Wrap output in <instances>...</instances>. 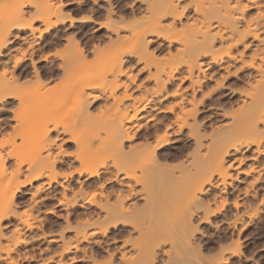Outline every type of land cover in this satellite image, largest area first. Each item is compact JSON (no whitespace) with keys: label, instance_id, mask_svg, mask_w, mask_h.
I'll return each instance as SVG.
<instances>
[{"label":"bare ground","instance_id":"6f19581e","mask_svg":"<svg viewBox=\"0 0 264 264\" xmlns=\"http://www.w3.org/2000/svg\"><path fill=\"white\" fill-rule=\"evenodd\" d=\"M38 1L9 0V10L0 11V129L9 126L11 134L14 132L20 139L6 142L13 137L9 135L0 142V262L17 264L19 255L15 259L13 253L25 242L22 229L38 226L40 218L33 210L47 200H55L66 210L67 225L63 228L73 230L69 238L63 234L64 229L59 231L60 236L49 234L48 247L39 249L42 254L50 244L61 242L56 249L59 251L50 256L51 261L57 254L60 257L55 264H62L64 255L80 250L83 242L89 241L107 253L105 261L99 263L94 248L89 256L85 251L81 258L91 259V264H217L241 253L239 236L237 241L230 236L233 240L222 247L215 260L214 255L203 253L193 235L199 222L210 223L212 217L225 214L232 197L213 193L212 186L224 190L231 185L232 168L239 172L240 164L248 158L244 149L251 152L252 164L240 170L252 177L249 187L261 179L264 161L256 162L264 154V0H189L184 5V0H149L145 7L147 16L140 19L133 5L129 11L124 9V15L119 13L124 10L118 8L117 0H104L108 1L106 8L99 5L100 0H91V4L88 0H60L57 7L55 0ZM68 5H75L86 25L97 23L94 13L103 11L106 21L95 31L106 28L116 36L113 41H122L124 47L112 55L108 70L78 72L61 83L72 94L74 104L68 113H63L67 109L56 108L57 101L51 93L32 103L29 112L35 116L36 125L30 127L32 124H26L18 109L40 92L49 77L52 79L60 70L71 72L86 56L83 48L72 43L73 53L69 54L73 58L66 55L71 58H65L58 68L46 63L48 66L45 64L47 67L41 70L37 63L38 53H43L39 55L42 61L49 60L45 52L50 42L34 40L38 31L44 33L41 27L48 31L68 21L72 26L78 20L74 13L64 14L62 9ZM27 6L35 7L28 19V10H24ZM190 7L196 17L189 15ZM86 9L90 13L85 14ZM252 10L255 12L251 13ZM94 45L91 50L100 51ZM157 51L164 52L165 57L158 59ZM134 58L141 64L137 70ZM135 70L149 71L147 80L153 82L140 96L130 92L134 84L139 90L143 86L137 85ZM31 75L38 81L21 89L22 80ZM232 76L246 80L247 87L239 88L241 104L230 113L223 112L229 120L205 135L199 122L200 107ZM209 79L215 86L204 91ZM14 100L18 105L13 115L7 117ZM103 101L107 109L115 108L106 118L102 112L95 115L91 110H101ZM221 101L212 100V108L218 114ZM88 118V129H80ZM58 140L62 142L57 145ZM62 143L76 145L71 161L61 156L60 150H54L62 149ZM172 152L178 153L180 162L176 159L177 164L164 163ZM167 176L172 185L161 190L158 186ZM94 177L100 181V190L85 187ZM74 182L77 187L72 185ZM109 182L118 187L108 189ZM28 184L33 185L29 191L30 206L19 215L12 233L6 235L2 221L15 214L18 199L24 197L20 192ZM247 187L242 190L246 195L250 193ZM239 192L231 204L237 213L224 217L228 228H236L243 214L249 219L256 217L260 209L253 204L245 207L244 198L238 199ZM137 197L145 201V206L139 205ZM87 204L98 209L95 217L77 213L78 207ZM242 207L244 211H240ZM54 210L48 207L45 212ZM145 216L151 219L147 220L149 224L155 221L152 229L140 221ZM145 224L149 230H145ZM45 234L39 236L46 239ZM34 256L37 254L29 253L23 258L31 260ZM76 257L77 254L72 256L77 260Z\"/></svg>","mask_w":264,"mask_h":264},{"label":"rangeland","instance_id":"374dc122","mask_svg":"<svg viewBox=\"0 0 264 264\" xmlns=\"http://www.w3.org/2000/svg\"><path fill=\"white\" fill-rule=\"evenodd\" d=\"M41 1L39 0L36 3H40ZM59 1L60 0H55L54 5L56 7H57V5L58 6L60 5L58 3ZM68 1H70V0H68ZM88 1L90 2V4L92 3L91 0H88ZM132 1L131 0L130 1L129 0H117L116 1V5L118 4V6H119L118 8L120 10L126 9V11L130 10V7H129L130 5H133L134 8L139 13L137 15L138 19L142 18V16L143 17L147 16V15H145L146 14V10H145L146 8L145 7H146L147 1H149V0H132ZM151 1H153V0H151ZM107 2L108 1L100 0L99 1V5L103 4V6L106 8L107 5H108ZM188 2H189V0H184V2H182V4L183 3L184 4H188ZM8 5H9V0H0V11H1V13L3 11L6 12L7 10H9V9H7ZM124 5H125V7H124ZM121 6L123 8H120ZM74 7H75V5H71V6L68 5V6H64V8L62 9V11L64 12L65 15L68 16V15L74 13L73 15H75L77 17L78 20L74 21V24L72 23V26L70 25L71 23L69 21L66 22L65 24H62V25L58 26V27H54V28H52V29H50L48 31H45V27L42 26L41 28L44 29V33L41 32L42 33L41 34L39 31H38L39 33L38 32L36 33V37L34 38L35 42L39 41L40 43H42V42L46 43V40H47V42H50V45H49V47L46 48V52H45L49 56V60L50 61L49 60L48 61H42L39 55H42L43 53H38V55H37V57H38L37 58V63H38L39 66H41L40 67L41 70H43V68L47 67L48 66L47 64H49V63H50V65L54 64L53 66L56 65L54 68H58V64L61 65L63 63V60H67L65 58L69 59V58L72 57L70 54H72L73 52L71 53L70 51L73 49V47H71V46L72 45L75 46L76 44L79 45L80 49L83 48L85 50L84 53H86L87 57L85 56L84 59L82 60V62L80 61V64H78L76 66V68H74L71 72H68V71H65V70L64 71L60 70V71H58L57 74H55V76L52 77V79H49L50 77L49 78L47 77L48 79L44 82L40 92L36 96H34L32 99H30L28 101V103H26V106H23L21 109H18L19 110L18 113H20L21 115L25 116L24 119H26V124L28 126H30L32 124L30 127H33V126L36 125V124H34V121L36 120V118L34 119L35 116L33 114H31L32 113L31 111L29 112L30 106H31L32 103L38 102V100H40V98H42L43 96L51 93L53 95V97L55 98V100L57 101L56 102V106H57L56 108L57 109L59 108L58 110H60L61 108H62L61 110H66L67 109L66 111H64V112L62 111V112L65 113V114L68 113L67 111L70 108V105L74 104L72 96H71L72 94L69 93V90L62 88L61 87V83L64 80L68 79V78H74L78 74V72L84 71V73H87V72H89L90 70H93V69H95V70L103 69L104 71L108 70L109 66L111 65V59L113 58L112 55L117 54L124 47V43L122 41H117L116 42V39H115V41H113V39L116 38V36L113 33H111V31L106 30V28H101V29L95 31L96 29H98L100 27L99 24H101L102 22L106 21L105 17L102 15V14H104V13H102L103 11L99 12V13H94L95 18H97V23H90L91 25H89V23H87L88 25H86V23L83 20H80L81 19L80 18L81 13L78 14L77 11L75 10L76 7L75 8ZM139 7H140V9H139ZM24 10L25 11L28 10V11H26V12H28L27 15H26V18L28 19L29 16L31 14H33V12L35 11V7L34 6H32V7L31 6H27V7L24 8ZM126 11L125 10L122 11V12L120 11L119 13L124 15L123 13L124 12L126 13ZM84 12H85V14L90 13V11H88V9H86ZM188 12H189V15L190 14L192 15V17L196 14L191 7L188 10ZM253 12H255V10H252L251 13H253ZM121 14H120V16H122ZM194 17H196V16H194ZM115 18L118 20V15ZM129 19H131V18H129ZM122 33H125V32L123 31ZM72 37H74L72 39L73 41L72 40H68L69 38L71 39ZM108 38L109 39L112 38L111 40L114 43L111 40H109ZM69 41H71V42H69ZM94 44H96V46L98 45V47L100 49V51H97L98 53L91 50V48H93ZM89 46H90V48H89ZM16 55L19 56V54H16ZM66 55L67 56L70 55L71 57H67ZM156 56H157L158 59H161V58L165 57V54L162 51H157L156 52ZM26 64L29 65L31 63L28 60V61H26ZM133 65L136 68V70L141 66V64H137L136 63L135 58H134V64ZM1 71L2 70H0V73H1ZM249 71L250 70H246V73H248ZM148 73H149V71L147 72V70L143 71L142 73H139L137 71L135 72V75L137 74L136 75L137 76L136 77L137 85H139V83H140V84H143V86L139 90L136 87V84H134V85H132V88H131L130 92H134L135 94L140 96L141 92L144 91V89L146 87H151V85H153V82L151 80H147V78L149 77ZM32 76L33 75H31L28 78L22 80V82H23L22 85L23 86H21V89L33 84L37 80L36 76L35 77L34 76L32 77ZM245 81L237 80V78L235 76H232V77L228 78L227 80L224 81V84L221 87L216 89V91L213 93V98L209 99L204 105H202L200 107V111L198 112L199 113L198 116H200L199 117L200 118L199 122H200V124L202 126V130L204 131V132L203 131L202 132L205 135H207V133L209 135V133L213 132L212 130H214L215 127L216 128L218 126L220 127L221 124L223 126L224 122H227L226 119L229 120V117L228 118H227V116L224 117V115L222 114L223 112H224V114H225V112L226 113H230L232 110L233 111L236 110L238 108L237 106H239L241 104V100H240V97L238 95H240V93H239L240 89H242V88L244 89L245 87H247L246 84H245ZM214 86H215V82L212 81L211 79H209V80L206 81V83L204 85V91H207V89H210V87L212 88ZM121 91H122V89H121ZM213 99L219 100V101H221V100L223 101V102L221 101V106L219 107V109H221V111H220L221 114L216 113L217 111H215V109L212 108V100ZM58 101H59V104H57ZM17 105H18L17 101L14 100L13 106H10L11 108H8V109H11V110L6 112V116L7 117H11L13 115V111H14L13 109H16ZM67 105H69V106H67ZM102 105L104 106V101L102 102ZM103 106H102L101 110L98 107H93L91 109L92 113L95 114V115L96 114L98 115L99 112H100L101 115L103 113V114H105V118H106V116L112 115L115 112V108L114 107H113L114 109L111 108L109 110L105 106L104 107ZM159 116H161V115H159ZM168 116L171 117V114H168ZM90 121H91V119L89 120V118H88V119H86L85 121L82 122V126L83 127L82 126L81 127L78 126V127L80 129H83L84 127L87 128V126H89V125H86V124L88 122H90ZM86 128H85V130H86ZM30 130H31V128H30ZM11 133H12V128L9 127V126H6L5 128L0 129V142L3 139L6 141L11 136H13V137L9 138V141H6V142H10L15 137H16V139H19L18 135L16 136L14 132H13V135ZM9 135H11V136H9ZM54 136H55V133H54ZM61 136H63V135H61ZM64 136L67 137V134H65ZM188 141L192 142L191 140H188ZM188 141H186V142H188ZM61 142H62L61 140H58L57 141V145L60 144ZM56 147H58V146H56ZM54 150L57 151V152H59V150H60V152H62V153H59V154L61 156L65 155L64 158H66V160H68V161H71L72 160L71 158H73L72 154H75L74 152H76L77 148H76V145L74 143H72L71 145H67V144H63L62 143V149L54 147ZM176 153L172 152V154L176 158L173 157V155L171 154L169 156V160L166 159L167 161H165L164 163H166V162L169 163L170 162L171 164L172 163L173 164L174 163L177 164V162L180 159V156L177 157L178 153L177 154ZM244 154L248 158L246 160H244V163L240 164V166L238 168L239 172H237L236 169H234V168H232L233 171L231 170V173H232V176H233L232 180L230 179L232 181L231 185L228 184L226 189H224V190L219 189V188H217L215 186H212V192L213 193L215 192L217 194H220L219 196L222 195L221 197H223V196L224 197H232L230 199V201H231L230 204L228 205V207L225 210L226 211L225 214L223 216L219 214L217 217H212V222H210L211 224L208 223V222H205V223L199 222L198 223V221H196V224L198 223L199 225H198V230L195 231V234L193 235L194 236L193 238L201 245L200 247H201V249H203L202 250V251H204L203 253L206 254V255L208 254L207 256H209V255L213 256L214 255L213 256L214 259L216 257L217 258L220 257L219 256V255H221L220 254L221 253L220 250L225 248V246H229L227 244L231 243V239L232 238L234 239V240L232 239L233 241H237L238 239L236 237H238V236H239L238 238H240L239 239L240 242H241L240 244L242 245V246L240 245L242 247V248H240L241 249L240 252L241 251L242 252L238 253L239 255L236 254L235 256L233 255V257L230 256L229 258H227L228 260L226 259V261H224L222 263L219 262L217 264H264V168L262 167L263 169H261V172H260L261 179L259 180V182L255 183L252 187L251 186L249 187V185H250V181L249 180H252V177L251 176L249 177V176L245 175L240 170V168L244 169V168H246L248 166V164L249 165L252 164L251 159H249L251 152L249 150L246 151V149H244ZM176 159H178V161ZM229 159H230V161H232L233 160V155L230 156ZM8 161H9V163H12V159H10ZM263 161H264V154L260 155V157L258 158V161L256 162V164H258L259 162L262 163ZM64 168L65 167H63L62 169H64ZM170 178L168 176L165 177V179L163 178L164 180L162 182V185H159L158 187L162 188L161 190H165L166 186H169V187H167V189H169L171 187V185H172V180ZM98 180L99 179L97 177L91 178L88 182H86L85 187L88 190L89 189L93 190V191L96 190V189L100 190L99 187H101L100 186L101 184H99L100 181H98ZM110 183L111 182H109V184L106 183V185L108 184L107 185L108 189H111V188L113 189V187L114 188L118 187V184H116L115 182L114 183L112 182L111 184ZM247 183H248V185H246ZM35 184L36 183H34V185ZM169 184H171V185H169ZM72 185L74 187L76 185V187H77V184L75 182ZM109 186H110V188H109ZM245 187H247L249 189V191H250V193H248L247 195L243 193L244 191H242V190H244ZM32 188H33V185H29L28 184L26 187H24L22 189L23 191H21L20 194H22L24 197L21 198L20 200L18 199L17 204H16L18 206L15 205L16 206L15 207V209H16L15 214H13V216H11V217H8V219L2 221L3 222L2 223L3 232L6 233V235H9V234L12 233V229L15 226H17L18 223H19V215L21 213H24V211L26 209H28V205L31 202V201H29L30 200L29 191H31ZM138 188H139V186H138ZM220 188H222V187H220ZM238 191H240L238 199H240V197H241V199L244 198L243 200L246 201L245 205H244L245 207L248 206V205H250V207H252L254 205L253 207H258L260 209H258L259 210L258 211V215H256V217L254 216V218L250 217V219L248 218L249 216H246V214L242 213L243 214L242 215L240 213L242 215L241 217H243V216L244 217L241 218L240 221L237 223V227L238 228L237 227L236 228H228L227 222H226V220H224V217L225 216L231 217L230 215H233L234 212L237 213L236 209L231 204H232V201H233L232 200L233 197L236 196ZM67 193H68V195H70L69 193H71V191L69 190ZM138 199H140V198H138ZM111 200L113 201L114 198L111 197ZM141 200L142 199H140V201L138 200V202H139V205L141 204V206L143 207V206H145L144 205L145 201L143 202V200L142 201ZM48 207L53 208V210L55 209L54 210L55 212L46 213L45 211H46V208H48ZM245 207H242L240 209V211H242V210L244 211ZM97 211H98V209L95 206L89 205V204H87L85 207H78L77 208V213H79V212L80 213H88V214L90 213V215H92L94 217L96 216L95 212H97ZM65 212H66V210H64L62 207H60V205H58L55 200H47L45 202L40 203L39 206L34 208L33 213H35L37 216H39V218H40L39 220L40 221L38 222V226L35 229H33V230H28L26 228L22 229V237L25 240V242H24L25 244L22 243L21 245H19L17 251H15L16 253L15 252L13 253L14 254L13 256L16 255L15 259L19 255V257H17V264H55L56 262L58 263V261L55 260L57 258H60V257H58V254L54 257V259L52 261L50 260L51 259L50 256L52 257L53 255L56 254V251L57 252L59 251V250H56V249L57 248L59 249L58 245L61 242L58 245L56 243L50 244V246L48 248L49 250L45 249L44 250L45 252L43 251L42 254H40V250L39 249L41 247L43 249H44V247L45 248L48 247V246H46L48 244L46 242H48V240H49L47 238H51V236H54V235H59V233H60L59 231H64L65 230V232H63V234L65 235L66 238H69V237H71L73 235L72 234V231H73L72 229L66 230V229L63 228L64 224L67 225V220L65 219V217H66L65 216L66 215ZM92 212H94V213H92ZM135 220L139 221V217H136ZM142 220L143 221L146 220V221L143 222ZM147 220H151V219L150 218L147 219L146 216H145V218L141 217L140 221L142 222V224L143 223H148L147 225H149L150 228L152 229L153 225H155L152 222L154 220L150 221L151 224H149V221H147ZM156 222L158 224H160V221L158 222V220H156ZM66 225H64V227ZM147 225L145 224V226H146L145 227L146 229L144 228L145 230H147L148 229L147 227H149ZM60 228H62V229H60ZM219 228L220 229L222 228L223 230L222 229L220 230ZM226 229H228L229 232ZM232 229H233V231H232ZM238 231H239V233H238ZM43 232L46 233L45 235H48V236H46V239L41 237V236H39V235L43 236ZM231 232H234V233H231ZM61 234H62V232L60 233V235ZM134 235H136V233H134ZM223 237H225V238H223ZM228 241L230 243H228ZM233 241H232V243H233ZM220 243H222V246H221ZM81 246H82V248L80 250H78V251L73 250L72 252L64 255L63 256L64 258L62 259L63 261H61V263L62 264H91L92 263L91 259L85 260L86 258L84 259L82 257L84 259V261H83V259L81 258V255H84L85 251H87L86 253H88L87 255L89 256L90 251L93 248L94 249L92 251H94L95 253H98L97 254V256H98L97 260L99 261V263H103L105 261V259L107 257V253L104 254L105 253L104 250H100L97 246L95 247L94 242H91V243H90V241L89 242H83V244ZM83 249H86V250H83ZM99 250H100V252H99ZM29 253L33 254V255L37 254V256H34L35 257L34 259L25 260V258H23L24 254H29ZM76 254H77V257H76L77 260L72 258V256L74 257ZM78 257H80V258H78ZM43 260H45L46 262H44ZM215 260H218V259H215ZM2 263L3 262H0V264H2Z\"/></svg>","mask_w":264,"mask_h":264}]
</instances>
